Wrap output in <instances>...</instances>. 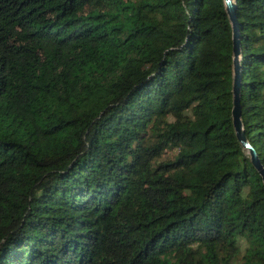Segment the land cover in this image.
Segmentation results:
<instances>
[{
	"label": "trees",
	"instance_id": "obj_1",
	"mask_svg": "<svg viewBox=\"0 0 264 264\" xmlns=\"http://www.w3.org/2000/svg\"><path fill=\"white\" fill-rule=\"evenodd\" d=\"M264 165V0H236ZM223 0H0V264H264Z\"/></svg>",
	"mask_w": 264,
	"mask_h": 264
},
{
	"label": "water",
	"instance_id": "obj_2",
	"mask_svg": "<svg viewBox=\"0 0 264 264\" xmlns=\"http://www.w3.org/2000/svg\"><path fill=\"white\" fill-rule=\"evenodd\" d=\"M224 9L231 24V40H232V106L231 120L235 136L241 146L245 148L249 154V159L252 165L257 169L264 183V165L262 164L254 146L246 137L243 121L241 118V103H240V87H241V42L238 19L236 16V0H223Z\"/></svg>",
	"mask_w": 264,
	"mask_h": 264
},
{
	"label": "rangeland",
	"instance_id": "obj_3",
	"mask_svg": "<svg viewBox=\"0 0 264 264\" xmlns=\"http://www.w3.org/2000/svg\"><path fill=\"white\" fill-rule=\"evenodd\" d=\"M242 149H243V151H244V154L247 155V156H249L247 150H246L245 148H243V147H242Z\"/></svg>",
	"mask_w": 264,
	"mask_h": 264
}]
</instances>
